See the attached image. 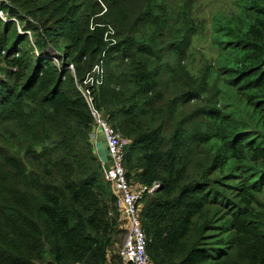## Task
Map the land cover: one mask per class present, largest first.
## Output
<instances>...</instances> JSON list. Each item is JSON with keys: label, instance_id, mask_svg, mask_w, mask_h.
Masks as SVG:
<instances>
[{"label": "trees", "instance_id": "trees-1", "mask_svg": "<svg viewBox=\"0 0 264 264\" xmlns=\"http://www.w3.org/2000/svg\"><path fill=\"white\" fill-rule=\"evenodd\" d=\"M194 10L0 0V264L120 263L123 221L80 90L100 62L93 106L129 140L127 179L160 184L139 202L152 263L264 264V0L209 25ZM203 35L215 58L195 70Z\"/></svg>", "mask_w": 264, "mask_h": 264}, {"label": "built area", "instance_id": "built-area-1", "mask_svg": "<svg viewBox=\"0 0 264 264\" xmlns=\"http://www.w3.org/2000/svg\"><path fill=\"white\" fill-rule=\"evenodd\" d=\"M4 14L0 17L5 20ZM74 72L73 66H70ZM104 79L103 62L95 66L85 80L86 88H81L94 119V129L91 134L93 143L97 134H103L108 152V161L104 162L106 179L111 183L116 197L115 205L121 214L125 235L122 246L116 252L119 264H153L147 252L148 241L142 228L139 202L146 194H153L160 188L155 182L152 186H133L127 179L124 160L129 140L116 131L106 120L101 111L93 106L91 88L101 86ZM96 148V147H95ZM108 166V167H107ZM111 257H108V263Z\"/></svg>", "mask_w": 264, "mask_h": 264}, {"label": "rangeland", "instance_id": "rangeland-1", "mask_svg": "<svg viewBox=\"0 0 264 264\" xmlns=\"http://www.w3.org/2000/svg\"><path fill=\"white\" fill-rule=\"evenodd\" d=\"M235 9V0H195V14L199 22L210 24L211 19L217 13L229 14ZM211 43L206 35L203 38L196 36L193 39L192 45V57L187 61V64H192L193 68L197 70L203 62H210L215 58V52L211 48ZM59 66V62L55 61ZM99 139L96 137L95 142ZM94 142V143H95ZM124 234L117 237V247H121V241H123ZM120 241V243H119ZM117 249V250H118ZM108 264H118L112 263L111 259Z\"/></svg>", "mask_w": 264, "mask_h": 264}, {"label": "crops", "instance_id": "crops-1", "mask_svg": "<svg viewBox=\"0 0 264 264\" xmlns=\"http://www.w3.org/2000/svg\"><path fill=\"white\" fill-rule=\"evenodd\" d=\"M99 137V139H97V141L94 143L95 145V149H96V153L98 155V157L100 158V160L102 161V163L107 162L108 161V152H107V147L105 144V140L103 137V134H101L100 132L97 134V138Z\"/></svg>", "mask_w": 264, "mask_h": 264}]
</instances>
